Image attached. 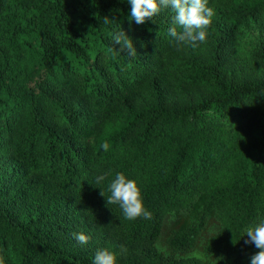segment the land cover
<instances>
[{
	"label": "trees",
	"instance_id": "obj_1",
	"mask_svg": "<svg viewBox=\"0 0 264 264\" xmlns=\"http://www.w3.org/2000/svg\"><path fill=\"white\" fill-rule=\"evenodd\" d=\"M208 4L206 41L178 50L170 7L141 25L128 0H0L3 264H93L101 249L118 264H250L246 229L264 217V0ZM124 31L135 56L113 40ZM120 172L151 219L106 204Z\"/></svg>",
	"mask_w": 264,
	"mask_h": 264
},
{
	"label": "clouds",
	"instance_id": "obj_2",
	"mask_svg": "<svg viewBox=\"0 0 264 264\" xmlns=\"http://www.w3.org/2000/svg\"><path fill=\"white\" fill-rule=\"evenodd\" d=\"M131 5L130 20L136 24H144L151 20L162 10L171 8L175 13L173 26L169 28L168 34L175 38L177 49L184 45L196 46L197 42L203 43L207 39V29L212 23L215 11L209 6L208 0H128ZM109 18H104V23H108ZM179 26L182 31H177ZM115 44L122 45L121 51L127 52L129 56L137 54L134 41L124 32H118L113 36ZM107 151L109 145H102ZM108 174L96 177V184H101L107 179ZM110 195L106 197V204H118L128 220H135L138 217L151 219L152 214L143 203L141 189L137 182L129 179L124 173H116L114 179L108 185ZM73 236L80 244H87L90 240L84 233H73ZM245 236L248 237L246 243L253 244L258 252L250 257V264H264V217L258 218L252 226L246 229ZM3 264V261H0ZM93 264H118L117 254L107 249L98 250L95 254Z\"/></svg>",
	"mask_w": 264,
	"mask_h": 264
},
{
	"label": "rangeland",
	"instance_id": "obj_3",
	"mask_svg": "<svg viewBox=\"0 0 264 264\" xmlns=\"http://www.w3.org/2000/svg\"><path fill=\"white\" fill-rule=\"evenodd\" d=\"M258 36V30L257 29H253L251 31H247V36L245 37L246 38V41L252 39V37H257ZM197 256L201 257L200 254H197Z\"/></svg>",
	"mask_w": 264,
	"mask_h": 264
}]
</instances>
